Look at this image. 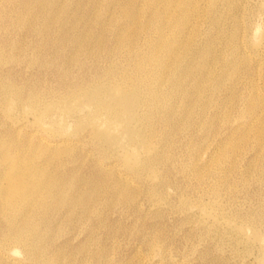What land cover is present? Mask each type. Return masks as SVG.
<instances>
[{
	"label": "rangeland",
	"instance_id": "1",
	"mask_svg": "<svg viewBox=\"0 0 264 264\" xmlns=\"http://www.w3.org/2000/svg\"><path fill=\"white\" fill-rule=\"evenodd\" d=\"M26 1L1 0L0 9L13 4L26 16L33 14L34 9L31 7L30 14L26 11ZM124 1L100 0V10L94 16L92 8L88 11L87 4H90V0H73L70 2L72 6H69L67 22L56 20L51 26L38 19L39 28L36 31L29 30V26H23L15 20L9 21L8 16L6 18L0 13V35L5 34L2 26L8 29L5 34L7 41L0 45V81L11 79L18 97V105L13 109L16 113L13 112L12 116L6 106L15 103L11 97H4L0 91V130L3 131L6 142L10 141V132L13 130L19 139H27L32 143L49 134L46 132L48 123L37 124L33 113L27 109L30 91H36L41 98L46 96L45 99L48 100L52 97V90H65V84L75 81L76 84L85 85L96 74L107 77L110 68L118 62L122 68L119 71L120 76H137L140 54L150 52L154 43H164L166 46L172 42L186 65L180 69L174 66V70H167L165 67V72L162 70L163 74L161 73L165 84L170 85L168 87L172 88L174 84L178 86V90L171 94L173 98L170 96L172 116L161 110H153L147 104L146 106L144 93H141L142 96L133 94L134 97L131 98L138 100H134V103L139 102L137 112L141 113L146 107L151 113L160 114L159 117L146 115L145 121L136 123L144 132L148 130L151 139L150 152L142 148L137 150L140 155L138 163H135L133 154L127 152L124 142L109 145L98 134L93 133L91 129L94 122L91 119L73 121L71 128L61 136L72 140L76 146L71 154L63 156L61 162L57 160L55 166L62 174L72 178L69 180L68 190L70 193H82L83 204H64L65 208L62 210L55 209L54 204L42 208L41 211L39 209L37 216H40V220L37 227L40 228L36 227L32 233L40 250L45 248V254L41 255L39 252L36 259L27 257L22 246L18 245L14 246L17 250H4L0 253V264H264L263 0H218V13L208 8L209 0H196V11L189 14L176 8L169 12L166 0ZM228 1L232 6L226 8L225 3ZM9 3L11 4L8 5ZM84 19L86 22H83ZM54 29H57V33ZM232 47L234 51L231 52ZM162 54H165L166 62L175 60L170 52L164 51ZM176 76L179 77V83ZM215 76L221 78V92L218 93L207 89L213 81L215 83ZM251 93L254 95L251 96ZM251 97L256 99L259 106L253 117L247 111L250 109L248 99ZM209 100L213 104L208 102L204 109V102ZM217 105L223 109H217ZM243 110L247 111H244V115L241 114ZM183 124H186L185 127ZM152 147H155L154 150ZM220 159L224 160L221 162ZM47 224L50 225V232L45 231Z\"/></svg>",
	"mask_w": 264,
	"mask_h": 264
},
{
	"label": "bare ground",
	"instance_id": "2",
	"mask_svg": "<svg viewBox=\"0 0 264 264\" xmlns=\"http://www.w3.org/2000/svg\"><path fill=\"white\" fill-rule=\"evenodd\" d=\"M73 1V0H72ZM71 0H27L25 5L27 6L26 11L30 14V7L34 9L33 14L25 15L23 11L18 10L13 4L9 3L8 5L12 6H5L0 9V13H2V16L9 17V21L22 24L23 26H29L28 29L32 31L38 30V24L37 20L40 19L41 23L42 21H45L47 25L52 26V24L57 20L58 22L65 23L68 19V11ZM115 1V0H114ZM126 1V0H125ZM124 1V2H125ZM146 1V0H145ZM156 1V0H155ZM158 1V0H157ZM168 4L169 12L173 9L180 10L181 12H186L187 14L193 13L196 11V0H166ZM208 1V0H207ZM1 2V0H0ZM77 2V1H76ZM75 2V3H76ZM79 2V0H78ZM84 2V1H83ZM103 3V1H101ZM124 2L122 4H124ZM140 2V1H139ZM160 2V1H159ZM162 2V1H161ZM205 2V1H204ZM222 2V1H221ZM81 3V2H80ZM85 3V2H84ZM146 3V2H145ZM164 3V2H163ZM200 3V2H199ZM224 3V2H223ZM74 4V2H73ZM77 4V3H76ZM75 4V5H76ZM82 4V3H81ZM86 4V3H85ZM121 4V5H122ZM127 4V3H126ZM140 4V3H139ZM155 4V3H154ZM157 4V3H156ZM159 4V3H158ZM209 9H212L214 12L218 10V0H209ZM83 5V4H82ZM88 7L89 9H93V15H97L99 12V6L100 0H90V4ZM91 5V6H90ZM141 5V4H140ZM152 5V3H151ZM164 5V4H163ZM162 5V6H163ZM72 6V4H71ZM81 6V5H80ZM148 6V5H147ZM161 6V7H162ZM165 6V5H164ZM232 6L231 3L228 1V3H225V7ZM76 7V6H75ZM74 7V9H76ZM104 7V6H103ZM110 7V6H109ZM114 7V6H113ZM126 7V6H125ZM150 7V6H149ZM263 7H264V0H263ZM10 8V9H8ZM81 7H79L78 10H80ZM84 8V7H83ZM101 8V7H100ZM147 8V7H144ZM153 8V7H152ZM157 8V6H156ZM8 9V11H7ZM87 10V7L85 8ZM111 9V8H110ZM113 9V8H112ZM138 9H140L138 7ZM160 9V7H159ZM16 10V11H15ZM29 10V11H28ZM72 10V9H71ZM127 10V9H126ZM137 10V9H135ZM151 10V9H150ZM203 10V9H202ZM83 11V9H82ZM87 11V12H88ZM128 11V10H127ZM147 11V10H146ZM79 12V11H78ZM86 12V13H87ZM110 12V11H109ZM137 12V11H136ZM135 12V13H136ZM152 12V10H151ZM208 12V11H207ZM80 13V12H79ZM83 13V12H81ZM101 13V12H100ZM103 13V12H102ZM111 13V12H110ZM160 13V12H159ZM176 12H174L175 14ZM218 13V11H217ZM216 13V14H217ZM223 13V12H222ZM228 13V12H227ZM77 15V13H75ZM74 14V15H75ZM89 14V13H88ZM108 14V13H107ZM137 14V13H136ZM139 14V11H138ZM166 14V13H165ZM173 14V11H172ZM172 14L169 16V18L172 16ZM195 14V13H194ZM202 14V13H201ZM238 14V13H237ZM15 17H14V16ZM73 15V14H71ZM70 15V16H71ZM75 15V16H76ZM109 15V14H108ZM131 15V14H130ZM176 15V14H175ZM174 15V16H175ZM192 15V14H190ZM196 15V14H195ZM214 15V14H213ZM228 15V14H227ZM1 16V17H2ZM83 15H80L82 17ZM87 16V15H86ZM132 16V15H131ZM138 16V15H137ZM167 16V15H166ZM185 16V15H183ZM194 16V15H193ZM203 16V15H202ZM200 16V17H202ZM215 16V15H214ZM223 16V15H222ZM59 17V18H58ZM110 17V16H109ZM108 17V18H109ZM136 17V15H135ZM238 17V16H237ZM72 18V16H71ZM70 18V19H71ZM85 18V17H84ZM87 18V17H86ZM85 18V19H86ZM132 19V17H130ZM160 18V17H159ZM172 18V17H171ZM170 18V19H171ZM187 18V17H185ZM235 21L237 22L236 16L234 17ZM233 18V19H234ZM73 19V18H72ZM71 19V20H72ZM75 19V18H74ZM83 20V22H86V20ZM134 19V18H133ZM167 19V18H166ZM165 19V21H166ZM175 19V18H174ZM178 19V17H177ZM182 19V18H181ZM190 19V18H189ZM217 19H220V17H217ZM116 20V19H115ZM138 20V19H137ZM136 20V21H137ZM158 20V19H157ZM156 20V21H157ZM180 20V19H179ZM183 20V19H182ZM181 20V21H182ZM81 21V20H80ZM106 21V20H105ZM117 21V20H116ZM133 21V20H132ZM175 21V20H174ZM220 21V20H219ZM224 21V20H223ZM222 21V22H223ZM39 22V21H38ZM134 22V21H133ZM138 22V21H137ZM172 22V21H171ZM190 22V21H189ZM40 23V22H39ZM91 23V22H90ZM165 23V22H164ZM163 23V24H164ZM169 23V22H168ZM188 23V22H185ZM256 23V21H255ZM55 24V23H54ZM71 24V22H70ZM126 24V23H125ZM131 24V23H130ZM155 24V23H154ZM170 24V23H169ZM222 24V23H221ZM80 25V23H79ZM90 25V24H89ZM104 25V23H103ZM174 25V24H173ZM179 25V24H178ZM238 25V24H237ZM54 26V25H53ZM60 25H58L59 27ZM70 26V25H69ZM145 26V25H144ZM157 26V25H156ZM163 26H166L163 25ZM168 26V25H167ZM236 26V24H235ZM242 26V24H241ZM260 26V25H259ZM42 29L43 26L41 25ZM61 27V26H60ZM77 27V26H75ZM82 27V26H81ZM180 27V26H179ZM183 27V26H182ZM5 34L7 33V28L2 26ZM6 28V29H5ZM80 28V27H79ZM123 28V27H122ZM161 28V27H160ZM166 28V27H165ZM170 28V27H169ZM177 28V25H176ZM185 25L183 27L184 32ZM234 28V27H233ZM237 28V27H235ZM240 28V27H239ZM238 28V29H239ZM86 29V28H85ZM127 29V28H126ZM172 29V28H171ZM180 29V28H179ZM49 30V28L47 29ZM57 30V29H56ZM56 30L54 29L55 33ZM60 30V29H59ZM63 30V29H62ZM67 30V29H66ZM69 30V29H68ZM75 30V29H74ZM88 30V26H87ZM125 31V27L123 29ZM41 31V30H39ZM43 31V30H42ZM78 31V29L76 30ZM75 31V32H76ZM100 31V30H99ZM98 31V33H99ZM165 32V31H164ZM163 34H166L164 33ZM41 33V32H40ZM65 33V32H64ZM67 33V32H66ZM69 33V32H68ZM72 33V32H71ZM82 33V32H81ZM150 33V31H149ZM237 33V32H236ZM235 33V34H236ZM1 34L0 35V45H4L7 41V35ZM42 34V33H41ZM40 34V35H41ZM47 34V33H46ZM75 34V33H74ZM104 34V33H103ZM122 34V33H121ZM170 34V33H169ZM174 34V32H173ZM180 34V33H179ZM231 34V33H230ZM239 34V33H237ZM244 34V33H243ZM69 35V34H68ZM142 35V34H141ZM53 36V34H52ZM51 36V37H52ZM55 36V35H54ZM82 36V35H81ZM80 36V37H81ZM164 36V35H162ZM161 36V37H162ZM167 36V35H166ZM174 36V35H173ZM182 36V35H181ZM180 36V37H181ZM234 36V35H233ZM44 37V36H43ZM42 37V39H43ZM46 37V36H45ZM85 37V36H84ZM96 37V36H95ZM143 37V36H142ZM156 37V36H155ZM160 37V39H161ZM231 37V35L229 36ZM237 37V36H236ZM235 37V38H236ZM166 38V37H165ZM164 38V40H165ZM173 38V37H172ZM175 38V36H174ZM173 38V39H174ZM183 38V37H182ZM181 38V39H182ZM233 38V37H232ZM61 39V36H60ZM80 39V38H79ZM83 39V37L81 38ZM167 39V38H166ZM170 39V37L168 38ZM47 40V39H46ZM69 40V39H68ZM134 40V39H133ZM163 40V38H162ZM161 40V41H162ZM176 40V39H175ZM258 40V39H256ZM40 41V40H39ZM43 41V40H42ZM56 41H59L56 39ZM81 41V40H80ZM172 41V40H171ZM185 41V40H184ZM157 42V41H156ZM166 42V41H164ZM168 42V40H167ZM166 42V43H167ZM174 42V41H173ZM181 42H183L181 40ZM180 42V43H181ZM232 42V39H231ZM44 43V41H43ZM57 43V42H56ZM66 43V42H65ZM80 43V42H79ZM78 43V44H79ZM91 43V41H90ZM93 43V41H92ZM106 43V42H105ZM104 43V44H105ZM140 43V42H139ZM175 43V42H174ZM185 43V42H184ZM230 43V42H229ZM256 43V42H255ZM88 44V43H86ZM183 44V43H182ZM188 44V43H187ZM191 43H189L190 45ZM197 44V43H196ZM50 45V44H49ZM57 45V44H56ZM60 45V44H59ZM143 45V44H142ZM163 45V46H162ZM156 44L154 43L152 48L150 49V52L142 53L140 54L141 62L138 63V75H128V76H120L119 71L122 69L121 64L118 62L113 67H111L110 71L106 75L107 77L97 75L93 77L91 82L88 84H76V82L65 84L66 87L65 90L61 89H55L52 90V97L48 100L40 97V94L30 91L28 96V102H27V109L31 111L34 115L33 118H35V122L37 124L45 125V123H48V131L49 134L47 137L37 138L38 140L36 142H31L26 140L19 139L18 136H16L15 130H13L10 136V141L6 142L4 139L5 137L2 135L3 131L0 130V253H2L4 250H13L14 246L21 245L20 247L24 250L27 257L35 258L41 253V255L45 254V248H42L40 250V247H38V243H35V235L32 233L34 229H36L38 225V220H40V216H37L38 210L41 211L42 208L46 206H52V204L56 205L55 209H61L65 205H72L76 206L79 204H83V195L80 192L70 193L68 190V183L69 180L72 178H68L67 175L62 174L59 169L56 168V161L63 160V156L65 154H68L74 150L75 143L72 142V140L62 137L66 131H68L73 121L76 119L79 121H83L85 119H91L94 123V126L92 127V132L99 135L102 141H107L109 145H115L119 142H124L125 148L127 149V152L132 153L135 158V163H138L140 161V155L138 154L137 150L139 148L146 149V152H150L151 146L149 140V135L139 126L136 125L137 122L145 121L146 115H151L152 117H159L160 114H154L149 111V108L157 109L156 111H164L166 115H170L173 112L171 103H170V96L171 94L175 93L176 90H178L177 85H173L172 88L168 87L169 84H165L163 80V74L164 69L167 68V70L172 69L174 66L177 69L184 68L186 65H184V61H182L180 58V55L174 44L172 42L168 43L166 46H164V43ZM181 45V44H180ZM209 45V44H208ZM234 45V44H233ZM237 45V44H236ZM58 46V45H57ZM73 46V44H72ZM102 46V45H101ZM107 46V45H106ZM109 46V44H108ZM125 46V45H124ZM188 46V45H187ZM213 46V45H212ZM211 46V47H212ZM231 46V45H230ZM50 47V46H49ZM78 47V46H77ZM235 47V45H234ZM238 47V46H237ZM72 48V47H71ZM76 48V47H75ZM121 48V47H120ZM196 48V47H195ZM194 48V49H195ZM213 48V47H212ZM244 48V47H243ZM192 49V50H194ZM204 49V48H202ZM211 49V48H210ZM231 52L234 51L233 47L231 48ZM77 50V49H76ZM116 50V48H115ZM134 50V49H133ZM123 51V48H122ZM149 51V50H148ZM164 51L170 52L172 56H175V60H171V62H168L169 60H165L164 55L162 54ZM180 51V49H179ZM183 51V50H182ZM196 51H199L196 49ZM209 51V50H208ZM76 52V51H75ZM132 52V51H131ZM135 52V50H134ZM207 52V51H206ZM230 52V50H229ZM243 52V51H242ZM261 52V51H260ZM60 53V51H59ZM85 53V52H83ZM115 53V52H114ZM119 53V52H118ZM208 53V52H207ZM237 53V52H236ZM103 54V53H102ZM132 54V53H131ZM195 54V53H194ZM210 54V53H209ZM212 54V53H211ZM210 54V55H211ZM235 54V53H234ZM91 55H93L91 53ZM129 55V54H128ZM184 55V54H183ZM196 55V54H195ZM231 55V54H229ZM2 56V53H1ZM0 56V57H1ZM60 56V55H59ZM65 56V55H64ZM131 56V55H130ZM133 56V55H132ZM169 56V55H168ZM167 56V58H169ZM189 56V55H188ZM201 56V55H198ZM235 56V55H234ZM237 56V55H236ZM101 57V56H100ZM111 57V56H110ZM120 57V56H119ZM123 57V56H122ZM196 57V56H195ZM194 57V58H195ZM212 57V56H211ZM227 57V56H226ZM103 58V57H102ZM99 61H101V59ZM139 58V59H140ZM166 58V59H167ZM206 58V57H205ZM232 58V57H231ZM230 58V60H231ZM234 58V57H233ZM238 58V57H236ZM108 59V58H107ZM120 59V58H119ZM118 59V60H119ZM122 59V58H121ZM120 59V60H121ZM207 59V58H206ZM209 59V58H208ZM207 59V60H208ZM73 60V59H72ZM190 60V59H189ZM195 60V59H194ZM219 60V59H218ZM80 61V60H79ZM108 61V60H107ZM204 61V60H203ZM211 61V60H209ZM214 61V59H213ZM212 61V62H213ZM226 61V60H225ZM235 61V60H234ZM82 62V61H81ZM122 62V61H120ZM215 62V61H214ZM237 62V60H236ZM240 62V60L238 61ZM104 63V62H103ZM186 63V62H185ZM210 63V62H209ZM208 63V64H209ZM229 63V62H228ZM235 63V62H234ZM232 63V65L234 64ZM99 64V63H98ZM205 64V62H204ZM227 65L226 63H224ZM222 64V65H224ZM100 65V64H99ZM190 65V64H189ZM211 65V64H210ZM214 65V64H213ZM220 65V62H219ZM224 65V66H225ZM102 66V65H101ZM192 66V63H191ZM206 66H208L206 64ZM230 66V65H229ZM228 66V67H229ZM237 66V65H236ZM103 67V66H102ZM166 67V68H165ZM210 67V66H209ZM216 67V65H215ZM227 67V68H228ZM238 67V66H237ZM62 68V67H61ZM98 68V67H97ZM96 68V70H98ZM189 68V67H188ZM192 67H190L191 69ZM222 68V67H221ZM224 68V67H223ZM236 68V67H235ZM194 69V68H193ZM192 69V70H193ZM230 69V68H229ZM174 70V69H172ZM197 70V69H196ZM202 70V69H201ZM209 70H212L211 68ZM214 70V69H213ZM217 70V69H216ZM221 70V69H220ZM224 69L223 71H225ZM183 71V70H182ZM189 71V69H188ZM198 71V70H197ZM206 71V70H205ZM236 71V70H235ZM165 72V70H164ZM173 72V71H172ZM180 72V71H178ZM186 72V71H185ZM184 72V73H185ZM203 72V71H202ZM209 73L211 71H208ZM213 72V71H212ZM227 72V70H226ZM239 72V71H238ZM170 73V72H169ZM183 73V72H181ZM195 73V71H194ZM204 73V72H203ZM219 73V72H218ZM221 73V72H220ZM224 73V72H223ZM236 73V72H235ZM94 74V75H95ZM101 74V73H99ZM167 74V73H166ZM206 74V73H204ZM208 74V73H207ZM232 74V72H231ZM237 74V73H236ZM185 75V74H184ZM194 75V74H193ZM216 75V74H214ZM220 75V74H219ZM222 75V74H221ZM228 75V73H227ZM230 75V74H229ZM233 75V74H232ZM241 75V74H240ZM67 76V75H66ZM166 76V75H164ZM170 76V75H169ZM172 76H175L174 74ZM179 73V77H180ZM206 75H204L205 77ZM223 76H225L223 74ZM237 76V75H236ZM239 76V75H238ZM92 77V76H91ZM176 76V81L178 82V79ZM196 77V76H195ZM194 77V78H195ZM209 77V76H207ZM213 77V75H212ZM210 77V78H212ZM216 77V76H215ZM235 77V76H234ZM241 77V76H240ZM3 78V77H1ZM168 78V77H167ZM181 78V77H180ZM228 78V77H227ZM236 78V77H235ZM252 78V77H251ZM66 79V78H65ZM166 79V78H165ZM199 79V78H198ZM207 79V78H206ZM209 79V78H208ZM207 79V80H208ZM214 79V78H213ZM212 79V80H213ZM231 79V78H230ZM229 79V80H230ZM174 80V79H173ZM172 80V82H173ZM194 80V79H193ZM192 80V81H193ZM205 80V79H204ZM88 81V80H87ZM184 81V80H183ZM191 81V82H192ZM206 81V80H205ZM203 81V83L205 82ZM225 81V80H224ZM235 81V80H234ZM169 82V81H168ZM181 82V81H180ZM201 82V81H200ZM209 82V81H208ZM221 78L216 77L215 83L213 81V84H211L207 89L214 91L215 93L221 92L219 91V88L221 86ZM227 82V81H226ZM175 83V82H174ZM179 83V82H178ZM182 83V82H181ZM187 83V82H186ZM210 83H212L210 81ZM225 83V82H224ZM240 83V82H239ZM172 84V83H171ZM177 84V83H176ZM183 84V83H182ZM202 85L201 83H199ZM15 84L12 83L11 79H6L0 81V91L4 95V97H11L10 99L15 104H7L6 109H9L10 114L13 116L14 112L13 109L16 108L18 104L17 103V94L15 93V89L13 86ZM184 85V84H183ZM182 85V87H183ZM188 84H186L187 86ZM204 85V84H203ZM225 85V84H224ZM230 85V84H229ZM236 87V83L234 84ZM232 85V86H234ZM238 85V84H237ZM252 85V84H251ZM170 86V85H169ZM181 86V84H180ZM208 86V85H207ZM223 86V85H222ZM227 87V85H225ZM204 87V86H203ZM231 87V86H230ZM18 88V87H17ZM180 88V87H179ZM184 88V87H183ZM199 88V85H198ZM201 88V86H200ZM222 88V87H221ZM53 89V88H52ZM181 89V88H180ZM229 89V88H228ZM235 89V88H234ZM44 90V89H43ZM196 90V88L194 89ZM200 90V89H198ZM208 90V91H209ZM230 90V89H229ZM183 91V90H182ZM189 91V90H188ZM193 91V89H192ZM207 91V93H208ZM211 91H209L211 93ZM228 91V90H225ZM184 92V91H183ZM191 92V90H190ZM194 92V91H193ZM196 92V91H195ZM49 93V92H48ZM141 93H144L146 96V102L149 108H143L142 112H137L139 109L138 103H134L135 101H138L137 99L132 100L131 98L134 97L133 94H137L142 96ZM180 93H182L180 91ZM179 93V95H181ZM214 93V95H215ZM238 93V92H237ZM255 93V92H254ZM191 94V93H190ZM193 94V93H192ZM206 94V92H205ZM204 94V95H205ZM220 94V93H219ZM224 94V93H223ZM233 94V93H229ZM257 94V93H256ZM42 95V94H41ZM143 95V96H144ZM184 95V94H183ZM194 95V94H193ZM192 95V96H193ZM208 95V94H207ZM254 95L251 93V96ZM2 96V95H1ZM51 96V95H50ZM203 96V95H202ZM231 96V95H230ZM233 96V95H232ZM237 96V95H236ZM239 96V95H238ZM244 96V95H243ZM242 96V97H243ZM248 97L250 96L247 95ZM246 96V97H247ZM173 98V95L171 96ZM181 97V96H180ZM189 97V96H188ZM194 97V96H193ZM196 97V96H195ZM145 98V97H144ZM177 98V97H176ZM183 98V97H182ZM213 98V97H212ZM215 98V97H214ZM213 98V99H214ZM219 98V96H218ZM224 98V97H222ZM232 98V97H231ZM234 98V97H233ZM254 98V97H253ZM44 99V100H42ZM138 99H141L140 97ZM169 99V100H168ZM195 99V98H194ZM197 99V98H196ZM195 99V100H196ZM243 99V98H242ZM241 99V101H242ZM21 100V99H20ZM26 100V98H25ZM178 100V99H177ZM190 100V99H189ZM194 100V102H195ZM216 100V98L214 99ZM219 100V99H218ZM223 100V99H222ZM250 100V109L248 114L253 117V115L256 113V108L259 107L256 99ZM260 101V99H258ZM197 101V100H196ZM201 101V100H200ZM25 102V101H24ZM180 102V101H179ZM178 102V103H179ZM208 102L212 103V100L205 101L204 102V109L207 108ZM248 102V101H247ZM181 103V102H180ZM200 103V102H198ZM203 103V102H202ZM225 102H223L224 104ZM228 103V102H227ZM226 103V104H227ZM177 104V103H176ZM193 104V103H192ZM15 107H14V106ZM21 105V103H20ZM146 105V106H147ZM180 105V104H179ZM191 105V104H190ZM216 105V104H215ZM249 105V104H248ZM260 105V104H259ZM24 106V105H23ZM178 106V104H177ZM222 106V105H221ZM179 107V106H178ZM217 105V109H218ZM223 107H225L223 105ZM18 108V107H17ZM22 108V107H21ZM190 108V107H188ZM186 108V112L187 109ZM210 108V107H208ZM222 108V107H219ZM229 108V107H228ZM231 108V107H230ZM19 109V108H18ZM25 109V108H24ZM153 109V110H154ZM172 109V111H171ZM180 109V108H179ZM200 109V108H199ZM214 109H216L214 107ZM223 109V108H222ZM182 110V109H181ZM201 110V109H200ZM203 110V109H202ZM220 110V109H219ZM218 110V111H219ZM227 110V108H226ZM180 111V110H179ZM217 111V110H216ZM247 112L246 110H243L241 114ZM14 112V113H13ZM181 112V111H180ZM183 112V111H182ZM191 112V111H190ZM202 112V111H201ZM210 112V110H209ZM258 112V111H257ZM31 113V114H32ZM207 113V112H206ZM212 113V112H211ZM184 114V113H183ZM203 114V113H201ZM219 114V112H218ZM227 114V113H226ZM231 114V113H230ZM229 114V115H230ZM220 115V114H219ZM244 115V114H243ZM247 115V114H246ZM249 115L247 117H249ZM261 115V113L259 114ZM6 116V115H5ZM4 116V117H5ZM8 116V115H7ZM172 116V115H170ZM209 116V115H207ZM216 116V113H215ZM214 116V118H216ZM227 116V115H225ZM232 116V114H231ZM1 117V116H0ZM249 118V120L251 119ZM256 117V116H255ZM254 117V118H255ZM7 118V117H6ZM173 118V117H172ZM204 118V117H203ZM244 118V117H243ZM258 119L259 116L257 117ZM256 118V119H257ZM5 119V118H4ZM164 119V118H163ZM225 119V118H224ZM222 118V120H224ZM230 119V118H229ZM247 119V118H246ZM149 120V119H148ZM151 120V119H150ZM171 120V119H170ZM191 120V119H190ZM248 120V121H249ZM255 120V119H253ZM155 121V120H154ZM160 121V120H159ZM180 121V118H179ZM188 121V120H187ZM186 121V122H187ZM239 121V120H238ZM237 121V122H238ZM257 121V120H256ZM5 122V121H4ZM76 122V121H75ZM74 122V123H75ZM161 122V121H160ZM247 122V121H246ZM253 122V121H252ZM147 123V122H146ZM150 124V122H148ZM156 123V122H155ZM154 123V124H155ZM184 123V122H183ZM226 123V122H225ZM254 123V122H253ZM252 123V124H253ZM6 124V123H5ZM141 124V123H140ZM192 124V123H191ZM215 124V123H214ZM241 124V123H240ZM249 124V123H248ZM151 125V124H150ZM178 125V122H177ZM184 125V124H183ZM186 125V124H185ZM184 125V127H185ZM207 125V124H206ZM213 125V124H212ZM254 125V124H253ZM258 125V124H257ZM263 124H261L262 126ZM210 126V125H209ZM234 126V125H233ZM241 126V125H240ZM252 126V125H251ZM260 126V125H258ZM40 127V126H39ZM182 127V126H181ZM190 127V126H187ZM213 127V126H212ZM215 127V126H214ZM236 127V126H235ZM86 128V127H85ZM151 128V127H150ZM246 128V127H245ZM252 128V127H251ZM255 128V127H254ZM148 129V127L146 128ZM188 129V128H187ZM233 129V127H232ZM250 130V128L248 127ZM153 130V129H152ZM244 130V129H242ZM241 130V131H242ZM252 130V129H251ZM250 130V131H251ZM255 130V129H254ZM253 130V131H254ZM41 131V130H40ZM82 131V130H81ZM90 131V130H89ZM88 131V132H89ZM233 131V130H232ZM235 131V130H234ZM248 131V132H250ZM252 131V132H253ZM257 131V130H256ZM45 132V133H46ZM172 132V130H171ZM244 133V131H242ZM246 132V131H245ZM255 132V131H254ZM253 132V134H254ZM264 132V131H263ZM19 133V132H18ZM83 133V132H82ZM91 133V132H90ZM151 133V132H150ZM233 133V132H232ZM241 133V132H239ZM259 133V132H258ZM257 133V134H258ZM260 132L259 134H261ZM92 134V133H91ZM234 134V133H233ZM245 134V133H244ZM256 134V133H255ZM256 134V135H257ZM264 134V133H263ZM76 135V134H75ZM158 135V134H157ZM16 136V137H15ZM21 136V135H19ZM80 136V135H79ZM241 136V135H240ZM248 136V135H247ZM258 136V135H257ZM264 136V135H263ZM26 137V135L24 136ZM39 137V136H38ZM87 137V136H86ZM98 137V139H99ZM155 137V136H154ZM28 138V136L26 137ZM31 138V137H30ZM77 138H79L77 136ZM83 138V137H82ZM85 138V137H84ZM95 138V137H94ZM153 138V137H152ZM157 138V136H156ZM244 138V137H243ZM260 138V137H258ZM264 139V138H263ZM34 140V139H33ZM93 140V139H91ZM233 140V139H232ZM80 141V140H79ZM83 141V140H81ZM101 141V142H102ZM158 141V140H156ZM84 142V141H83ZM100 143V142H99ZM153 144V143H152ZM229 144V143H228ZM234 144L235 141H234ZM101 145V144H99ZM103 145V144H102ZM123 145V144H122ZM230 145V144H229ZM238 145V144H237ZM236 145V146H237ZM104 146V145H103ZM156 146V145H155ZM158 146V145H157ZM227 146V145H226ZM229 146H227L228 148ZM98 148V147H97ZM153 148V147H152ZM155 148V147H154ZM153 148V150H154ZM226 148V149H227ZM232 148V147H231ZM235 149V148H234ZM259 149V148H258ZM141 150V151H142ZM152 150V151H153ZM233 150V149H232ZM47 151V154L45 153ZM140 151V152H141ZM228 151V150H226ZM157 152V151H156ZM155 152V153H156ZM227 155V152H225ZM232 153V151H231ZM230 153H228L229 156H232ZM71 154V153H70ZM69 154V155H70ZM145 155V154H144ZM154 155V154H153ZM152 155V156H153ZM221 155V154H220ZM68 156V155H67ZM225 156V155H224ZM119 157V156H118ZM160 157V156H159ZM223 157V156H222ZM228 157V156H227ZM226 157V158H227ZM146 158V156H145ZM155 158V157H154ZM154 158H150L153 160ZM231 158V157H229ZM222 159V158H221ZM220 159V161H221ZM224 160V159H223ZM222 160V161H223ZM150 162V160H148ZM221 161V162H222ZM227 161V159H226ZM221 162L219 165H221ZM225 163V162H224ZM151 164V163H150ZM223 164V163H222ZM144 165V164H143ZM155 165V164H154ZM141 166V165H140ZM152 166V165H151ZM150 166H148V169ZM221 167V166H220ZM134 169V167H132ZM155 168V167H154ZM137 170V167L135 168ZM156 169V168H155ZM153 170V169H152ZM215 170V169H214ZM133 171V170H132ZM147 171V170H146ZM156 171V170H155ZM139 172V170H138ZM135 173V172H134ZM140 174V173H139ZM159 174V172H158ZM121 175V174H120ZM157 175V174H156ZM215 189H213L214 191ZM216 191V190H215ZM87 200V199H86ZM87 202V201H85ZM65 204V205H64ZM89 204V203H88ZM92 204V203H91ZM90 204V205H91ZM88 205V206H90ZM55 207V206H54ZM79 207V206H78ZM91 207V206H90ZM50 208V207H49ZM69 208V207H68ZM89 208V207H88ZM54 209V208H53ZM67 209V208H66ZM77 210V209H76ZM82 210V209H81ZM85 210V209H84ZM43 211V210H42ZM47 211V210H46ZM69 211V210H68ZM76 212V211H75ZM40 213V212H39ZM46 213V212H45ZM49 213V212H47ZM60 213V212H59ZM71 213V212H70ZM48 215V214H47ZM49 217V216H47ZM42 218V217H41ZM45 218V217H44ZM50 219V218H48ZM37 222V224H36ZM40 222V221H39ZM44 222V221H43ZM42 223V222H40ZM48 223V222H46ZM43 224V223H42ZM50 224V223H49ZM48 225V224H47ZM42 226V225H40ZM241 226V225H240ZM39 227V226H38ZM37 227V228H38ZM40 228V227H39ZM237 228V226H236ZM242 228V227H241ZM248 229V228H247ZM238 230V229H237ZM240 230V229H239ZM246 230V229H245ZM38 231V230H37ZM45 231L50 232V225L47 226ZM44 232V230H43ZM36 233V232H35ZM41 233V232H40ZM39 233V234H40ZM45 234V233H44ZM49 234V233H48ZM39 236V235H38ZM43 236V235H42ZM47 236V235H46ZM256 236V235H255ZM44 237V236H43ZM260 237L258 232V238ZM37 238V237H36ZM255 239H257L255 237ZM42 240V238L40 239ZM42 243V242H41ZM40 243V245H42ZM19 247V248H20ZM138 247V246H137ZM18 248V247H17ZM17 250V249H14ZM40 252V253H39ZM2 259V258H1ZM5 261V260H4ZM49 261L51 259L49 258ZM252 263V262H251Z\"/></svg>",
	"mask_w": 264,
	"mask_h": 264
}]
</instances>
